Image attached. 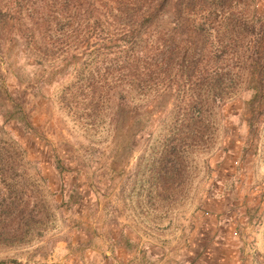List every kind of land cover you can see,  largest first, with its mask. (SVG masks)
Listing matches in <instances>:
<instances>
[{"label": "rangeland", "instance_id": "1", "mask_svg": "<svg viewBox=\"0 0 264 264\" xmlns=\"http://www.w3.org/2000/svg\"><path fill=\"white\" fill-rule=\"evenodd\" d=\"M164 1L109 43L100 8L0 0V264H264V0ZM190 61L234 82L201 116Z\"/></svg>", "mask_w": 264, "mask_h": 264}, {"label": "trees", "instance_id": "2", "mask_svg": "<svg viewBox=\"0 0 264 264\" xmlns=\"http://www.w3.org/2000/svg\"><path fill=\"white\" fill-rule=\"evenodd\" d=\"M56 3L59 7H67L70 9L68 12L70 14H67V17H65L69 20L66 23L76 26H82L85 24L86 26L90 25L95 27L88 23V16L83 17L81 14L82 12L84 13V8L86 10H90L91 13L93 10L97 13V10L100 8V16L95 18L97 19V21H95L96 26L100 23V26L103 25L102 27L107 25L113 26V28H118V30H122L120 37H110L115 36L116 34L108 35L106 40L109 43L132 42L134 36H132V38L129 37V35H127L128 30L126 28L129 25L137 28L141 26L150 27L152 25L151 20L154 14H156V12L165 5L164 0H56ZM136 3H138L144 10L136 11L137 8L133 7L135 10L132 9L131 11H128L131 5ZM60 13L59 15H62ZM6 17H8L7 14L5 15V18ZM40 18L42 20L47 19L46 17ZM242 21L243 24L252 22L246 19H242ZM262 25H264V21ZM85 32L86 30H84V33ZM86 39L87 44L90 43L92 45L93 43L97 45V41H99L100 36L94 32V35H90L89 38ZM112 46L116 48L118 45L113 44ZM179 48H175V54L179 55L181 52L185 54L187 53L188 47H186L187 49L182 47L180 50ZM113 51L115 52L116 50L114 49ZM117 60L118 59H116V61ZM111 62H113V60H111ZM136 63L137 62H134V60H131L121 66L122 70L125 71L126 74L132 73V75L123 74V79L119 77L122 89L134 87V82L130 79V77L134 76L133 73L135 70L147 69L146 65ZM186 68L189 76L192 75L191 79L187 78V81L185 80L187 85L199 87V93L192 96L188 95L185 98L183 97V110H192L193 113L197 112L195 114H199L201 116L202 113L208 110V108H210L214 103L224 101L228 92H232L230 88L233 87L232 83L234 85V82H231V79L225 77L227 73L225 66H219L204 61H190L186 64ZM248 68L249 70L257 72V76L255 78L252 76V79L244 80L243 85L245 84L246 87L253 90V95L249 104H255V110L257 109L256 113L259 114L263 111L261 98L264 96V61H260V63H256L254 65H249ZM240 83H242V81H238V84ZM123 91L124 90L120 91V95L124 100L127 95ZM124 106L125 105H123V107Z\"/></svg>", "mask_w": 264, "mask_h": 264}]
</instances>
